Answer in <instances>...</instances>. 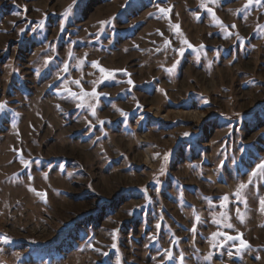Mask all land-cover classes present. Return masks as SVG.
<instances>
[{
	"label": "rangeland",
	"instance_id": "374dc122",
	"mask_svg": "<svg viewBox=\"0 0 264 264\" xmlns=\"http://www.w3.org/2000/svg\"><path fill=\"white\" fill-rule=\"evenodd\" d=\"M246 3L0 0V264H264V175L233 195L264 161V0ZM66 88L107 95L92 115Z\"/></svg>",
	"mask_w": 264,
	"mask_h": 264
},
{
	"label": "snow or ice",
	"instance_id": "6c2138e0",
	"mask_svg": "<svg viewBox=\"0 0 264 264\" xmlns=\"http://www.w3.org/2000/svg\"><path fill=\"white\" fill-rule=\"evenodd\" d=\"M213 2H215V0H213ZM259 3H261V0H247V3H246V5L244 6V9H241V11H244L245 9L251 7L253 4H259ZM205 7H206V6H205ZM207 10H208L210 13H212V15L215 17V12H214L213 9H211V8H207ZM158 11H159V13H161V14H166V15H167V14H169V13L171 12V8L160 7V8L158 9ZM70 12H71V6H70L69 9L63 14V16H64L65 19H67V17H68V15L70 14ZM17 14H18V13H17ZM217 22L220 23L221 26H222L223 28H225V29H227V28L229 27V26H227V25H224L222 21L217 20ZM101 23L104 24V23H108V22H107V21H102ZM175 27H176L177 32H179V31H180V26H179V25H176ZM231 27H232V28H235L236 25H231ZM61 30L63 31V25L61 26ZM257 30H264V26H262V25H258ZM21 31H23V29H22ZM228 34L231 35L230 32H229ZM184 43L187 44L188 47H190V48L194 47L193 45L190 44L189 41H187V39H185ZM204 47H205L204 45H200V46H199L200 49H203ZM178 51H179L180 55L183 56L185 49H184V48H180V49H178ZM81 63H83V61H82ZM91 63H92V66H93V67L99 69V71H100L101 73H103V76H102V78H101V80H100V83H103L104 80H108V79H112V78H114V75H115V72H114V71H110V70H108V69L102 67V66L99 64V62H97V61H92ZM178 64H179V61H176V63H174V64L172 65L171 68H168L167 71H168V72H172V71L176 68V66H177ZM64 71H65V72L68 71V66H67V65H65ZM74 83L77 84V85H80V81H79V80L74 81ZM128 83H129V84H132L133 81L129 80ZM81 87H82V86H81ZM65 91L69 94V96H70L71 98H74V99L80 101V102L77 103V105H76L78 108H83V107H85L86 105H87V107L91 108V109H92V115H96V108H95V106H94L92 103H90L88 100H86L85 97H89V98H93V99H98L100 95H107V94H105V93H99V92H97L96 88H93L92 91H91L90 93L87 92V91H83L82 93H78V92H76V91H73L71 88H66ZM6 110H8L7 102H6V101H5V102H0V113L4 112V111H6ZM120 111L122 112V115H123V116L126 117V116L128 115L127 112H123V110H120ZM100 123L103 124L104 121H100ZM89 124H90V126H91V122H90V121H89ZM93 127H94V126H93ZM184 135H185V136H188V135H190V133H184ZM165 159H167V156H165ZM31 163H32L31 161H25V162H24V166H25V167H29ZM221 166H222V165H221ZM257 170H259V171H257ZM258 174H259V175H264V161H261L260 163H257V164H256L255 169H253L252 172H251V175H250V177H249V181H248L247 184H246V183H243V182L240 183V185H239V187L237 188L236 192L233 194V195L236 197V200H237V201H241V200H242L241 190L247 188L248 185L251 184V183L253 182V181H252V177L257 176ZM69 175H71V173H69ZM32 190H33V191H36V189H32ZM144 191L146 192V189H145ZM37 194L40 195V196H42V197H45V198H46V196H47V193H46V192H38ZM149 199H150V198H149ZM205 199H206V200H211L210 197H205ZM221 199H222L223 201H225V202H228V201H229V196L226 194V195H224ZM243 202H244V203H247L246 200H243ZM259 203H260L261 211H264V197H261V198H260ZM221 207H224V205L222 204ZM237 213L240 214V218H241V220H243V214L240 213L239 208H237ZM130 214H131V213H130ZM221 215L224 216L225 218H227V213H221ZM200 219H201L200 216H196V217H195L196 222H199ZM216 223L219 224L220 221H216ZM225 226L228 227V228H232V227H233V225H231L230 223H227ZM156 227H157V228H160L161 225H160V224H157ZM191 231H192V232H195V231H196V226H195V224H194L193 228L191 229ZM220 236H223V237L226 238L225 243L228 242V241H239V245H238V246L235 245V244L232 245L233 247H236L237 253H240L243 249H247V248H250V247H251V245L249 244V242H248L247 240L243 239V233H239V232H238L236 235H230V234H228L227 232H219V231L212 233V237H213V239H215V238H217V237H220ZM11 239H12L11 237H9V236H7V235H5V234H0V243H3V244L10 243V242H11ZM152 239H156V237H152ZM178 239H179V238H177V240L174 241L173 243H174V244L177 243V242H178ZM218 246H219V247H223V244H219V245H218V244L214 243V244L212 245V247H214V248H215V247H218ZM111 247L115 249V248H117V245H116V244H112ZM101 254H102L103 256H108V253H107V252H102ZM165 254H166V256H167V258H168L169 260L173 259V252H172V251H170V250H168V249H165ZM211 255H212V253H209V257H208L209 259L211 258ZM229 255L231 256L232 253L229 252ZM184 260H185V257H184V255H183V253H181L180 256H179V264H184Z\"/></svg>",
	"mask_w": 264,
	"mask_h": 264
}]
</instances>
